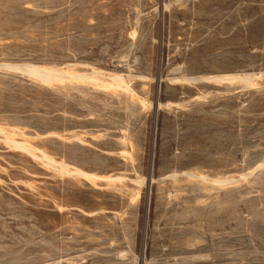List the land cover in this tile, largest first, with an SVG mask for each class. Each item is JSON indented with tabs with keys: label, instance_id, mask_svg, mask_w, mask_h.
Masks as SVG:
<instances>
[{
	"label": "rangeland",
	"instance_id": "374dc122",
	"mask_svg": "<svg viewBox=\"0 0 264 264\" xmlns=\"http://www.w3.org/2000/svg\"><path fill=\"white\" fill-rule=\"evenodd\" d=\"M0 264H264V0H0Z\"/></svg>",
	"mask_w": 264,
	"mask_h": 264
},
{
	"label": "bare ground",
	"instance_id": "6f19581e",
	"mask_svg": "<svg viewBox=\"0 0 264 264\" xmlns=\"http://www.w3.org/2000/svg\"><path fill=\"white\" fill-rule=\"evenodd\" d=\"M30 69V68H29ZM35 72V71H34Z\"/></svg>",
	"mask_w": 264,
	"mask_h": 264
}]
</instances>
